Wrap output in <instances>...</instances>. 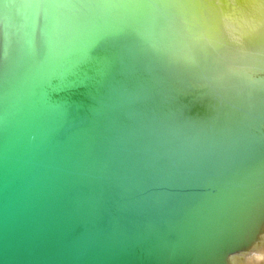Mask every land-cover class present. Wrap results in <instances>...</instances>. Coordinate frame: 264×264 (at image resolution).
<instances>
[{
	"label": "water",
	"instance_id": "1",
	"mask_svg": "<svg viewBox=\"0 0 264 264\" xmlns=\"http://www.w3.org/2000/svg\"><path fill=\"white\" fill-rule=\"evenodd\" d=\"M0 264H264V0H0Z\"/></svg>",
	"mask_w": 264,
	"mask_h": 264
}]
</instances>
